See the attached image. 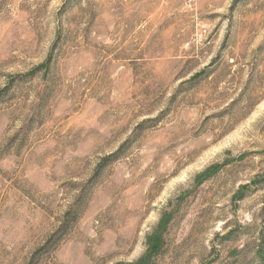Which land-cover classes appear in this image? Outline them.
Instances as JSON below:
<instances>
[{"label": "rangeland", "instance_id": "1", "mask_svg": "<svg viewBox=\"0 0 264 264\" xmlns=\"http://www.w3.org/2000/svg\"><path fill=\"white\" fill-rule=\"evenodd\" d=\"M0 264H264V0H0Z\"/></svg>", "mask_w": 264, "mask_h": 264}, {"label": "trees", "instance_id": "2", "mask_svg": "<svg viewBox=\"0 0 264 264\" xmlns=\"http://www.w3.org/2000/svg\"><path fill=\"white\" fill-rule=\"evenodd\" d=\"M153 248H156V247H153Z\"/></svg>", "mask_w": 264, "mask_h": 264}]
</instances>
